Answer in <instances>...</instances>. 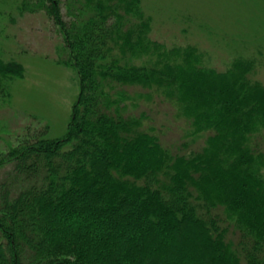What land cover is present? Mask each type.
<instances>
[{
  "label": "trees",
  "instance_id": "trees-1",
  "mask_svg": "<svg viewBox=\"0 0 264 264\" xmlns=\"http://www.w3.org/2000/svg\"><path fill=\"white\" fill-rule=\"evenodd\" d=\"M78 83L66 133L0 131V264H264V83L153 37L142 0H22ZM24 66L0 57V106ZM156 98L187 129L158 122ZM173 132V141L163 140ZM2 142V143H1Z\"/></svg>",
  "mask_w": 264,
  "mask_h": 264
},
{
  "label": "rangeland",
  "instance_id": "rangeland-1",
  "mask_svg": "<svg viewBox=\"0 0 264 264\" xmlns=\"http://www.w3.org/2000/svg\"><path fill=\"white\" fill-rule=\"evenodd\" d=\"M21 1L0 0V57L16 59L25 69L10 102L0 106L6 144L34 123L47 125L49 138L63 137L78 94L75 71L57 63L65 57L60 35L43 13L20 11ZM142 5L155 39L168 46L197 45L207 54V65L218 70L237 56H251L257 61L252 77L264 83V0H142ZM147 108L156 128L162 122L187 129L160 98ZM163 140L173 141V132ZM260 142L264 149V134Z\"/></svg>",
  "mask_w": 264,
  "mask_h": 264
}]
</instances>
